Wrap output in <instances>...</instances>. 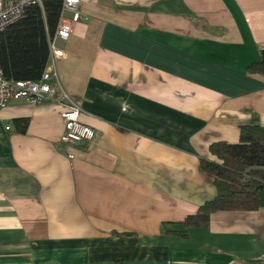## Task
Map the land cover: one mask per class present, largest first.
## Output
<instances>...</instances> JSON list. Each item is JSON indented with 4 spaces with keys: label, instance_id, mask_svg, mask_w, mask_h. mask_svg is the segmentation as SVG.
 <instances>
[{
    "label": "crops",
    "instance_id": "obj_1",
    "mask_svg": "<svg viewBox=\"0 0 264 264\" xmlns=\"http://www.w3.org/2000/svg\"><path fill=\"white\" fill-rule=\"evenodd\" d=\"M79 11L54 66L94 136L62 139L60 91L0 110V264H264V191L256 210L165 233L214 197L199 166L209 145L264 126V76L247 72L264 47V0H84Z\"/></svg>",
    "mask_w": 264,
    "mask_h": 264
},
{
    "label": "trees",
    "instance_id": "obj_2",
    "mask_svg": "<svg viewBox=\"0 0 264 264\" xmlns=\"http://www.w3.org/2000/svg\"><path fill=\"white\" fill-rule=\"evenodd\" d=\"M62 1L42 0V7L29 6L21 19L0 34V68L7 79L41 77L48 63V38L58 25ZM247 72L264 76V47L259 60L251 63ZM14 123L25 132L28 120L18 118ZM209 151L213 158L201 157L199 166L212 180L214 197L186 215L179 222L181 229L167 230L166 234L186 238L189 228L207 226L214 212L259 208L260 193L264 191V126L257 119L240 125L238 142H212ZM114 264H120V260Z\"/></svg>",
    "mask_w": 264,
    "mask_h": 264
},
{
    "label": "built area",
    "instance_id": "obj_3",
    "mask_svg": "<svg viewBox=\"0 0 264 264\" xmlns=\"http://www.w3.org/2000/svg\"><path fill=\"white\" fill-rule=\"evenodd\" d=\"M82 1L84 0L62 1L58 25L53 35L48 38V63L38 80H9L0 68V110L11 100L23 99L30 106L52 101L55 94L61 90L59 101H66L61 114L64 125L62 139L73 144L88 143L94 136V130L81 122L80 107L60 89L54 64L57 57L64 56V51L58 47L57 42L67 40L72 32L73 22L79 21L82 17L79 11ZM36 4L42 7V0H0V34L21 19L29 6ZM67 10L72 12L70 19L65 17Z\"/></svg>",
    "mask_w": 264,
    "mask_h": 264
},
{
    "label": "rangeland",
    "instance_id": "obj_4",
    "mask_svg": "<svg viewBox=\"0 0 264 264\" xmlns=\"http://www.w3.org/2000/svg\"><path fill=\"white\" fill-rule=\"evenodd\" d=\"M60 93H61V90H60Z\"/></svg>",
    "mask_w": 264,
    "mask_h": 264
}]
</instances>
